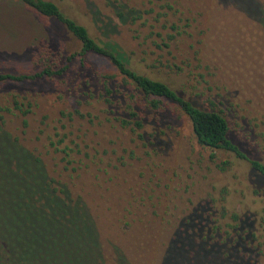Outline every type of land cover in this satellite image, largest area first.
Listing matches in <instances>:
<instances>
[{"label":"rangeland","instance_id":"obj_1","mask_svg":"<svg viewBox=\"0 0 264 264\" xmlns=\"http://www.w3.org/2000/svg\"><path fill=\"white\" fill-rule=\"evenodd\" d=\"M52 1L93 37L116 42L132 63H144L147 46L120 23L118 2ZM180 1L195 21L193 41L175 52L195 54L192 66L207 70L210 84L227 94L234 140L264 162V66L254 56L262 38L255 20L264 22V12L256 19L250 13L264 0ZM43 42L61 64L74 54L62 75L0 83V264L97 263L93 240L49 186L80 195L93 204L94 218L106 221L98 228L104 264H115L114 250L123 247L130 264H153L141 234L167 233L208 197L239 215L241 229L257 236L254 243H264V178L247 160L199 143L179 107H150L149 97L108 58L78 55L80 42L56 20L21 0H0V71H37L33 57ZM66 147L74 159L93 154L94 162L67 165ZM112 216L119 220L115 225ZM259 249L264 264V244ZM198 255L206 253L190 258Z\"/></svg>","mask_w":264,"mask_h":264},{"label":"trees","instance_id":"obj_2","mask_svg":"<svg viewBox=\"0 0 264 264\" xmlns=\"http://www.w3.org/2000/svg\"><path fill=\"white\" fill-rule=\"evenodd\" d=\"M21 1L32 10L63 25L80 42L78 55L84 56L91 52L108 58L123 76L129 78L137 89L149 97L150 107L160 109L162 103L175 104L188 116L199 143L213 149H223L233 153L237 158L247 160L251 168L264 178V162L245 150L240 142L234 140L232 121L228 118L230 106L227 105V94H223L220 87L216 86L215 89L210 84V80L206 78L209 75L207 70L205 73L199 70V65L192 66V60H195L194 53L190 57L189 50L181 49L182 51L175 52L186 42L193 41L191 31L195 21L189 17L187 7L180 0H141L136 3L131 0H114L118 2L114 13L120 23L131 31L134 30L137 39H141L139 44L147 46V49H144L147 54L144 53L146 56L143 58L144 63H132L116 42H105L93 37L84 24L70 16L56 2ZM263 7L264 4L257 8L256 12H250L251 18L256 19L258 16L255 14L264 12ZM255 21L260 25L258 34L262 38L257 37L260 47H257L254 56L260 57L258 66L261 67L264 66V22L261 18ZM141 32L144 33V38L137 36ZM38 48L39 51L33 57L35 64L39 66L37 71H0V83L33 81L41 77L53 78L62 75L74 57V54L68 55L65 63L61 64L58 54L54 53L45 42ZM141 64L145 65L147 70L143 69ZM165 75H173L174 78L170 82ZM16 107L20 109L17 103ZM26 113L27 111H23V114ZM131 114L134 117L138 115L136 110ZM122 122L127 124L128 121L122 120ZM135 123L141 126L139 120ZM246 139L250 140L251 137L248 135ZM63 152L68 157L67 165L74 163L90 165L94 162L93 154H86L87 159L83 157L74 159L71 157L73 150L70 147H66ZM37 167L41 176L47 179L43 166L37 165ZM83 182L86 183L87 178ZM49 188L55 194V199L62 197L66 200L69 215H73L81 233L87 239L93 240L94 247L98 251L96 264H104L98 228L108 226L106 221H103L99 215L95 219V214H92L93 204L83 200L80 195L73 194L65 187L49 186ZM112 218L114 223L109 220L111 225L119 222L115 216ZM179 220L180 222L173 224L167 233L151 229L147 235L145 231L141 234L143 238L144 236L147 238L144 240V247L153 254L151 259L153 264H259L262 256L259 246L264 243H254L257 242V236L247 229H241L242 221L239 215L229 213L226 206L222 205L218 208L216 197L205 198L188 215L180 217ZM147 242L149 245L145 244ZM123 248L114 250L115 264H130L127 251ZM196 252H203L206 255L190 258Z\"/></svg>","mask_w":264,"mask_h":264}]
</instances>
